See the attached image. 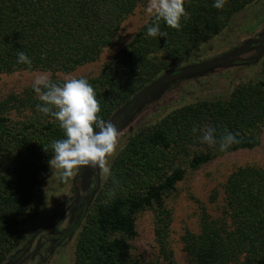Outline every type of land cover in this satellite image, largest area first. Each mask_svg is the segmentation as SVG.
Wrapping results in <instances>:
<instances>
[{
    "label": "trees",
    "instance_id": "trees-1",
    "mask_svg": "<svg viewBox=\"0 0 264 264\" xmlns=\"http://www.w3.org/2000/svg\"><path fill=\"white\" fill-rule=\"evenodd\" d=\"M139 1L0 0V72L68 71L95 60L103 48L117 41L121 22ZM253 1L226 0L222 9H216L214 0H185L186 16L179 30L151 15L98 75L86 78L100 104L98 115L117 127L137 102L138 93L164 72L176 73L178 66L194 60L197 48L222 32ZM156 23L166 38L147 35V28ZM262 42L247 47L255 51L251 56L264 49ZM18 51L29 57L30 66L17 62ZM260 62L257 79L236 85L226 96L182 105L153 124L123 133L102 200L95 203L85 224L80 227L82 211L71 225L78 232L73 264H131L128 249L137 234L136 214L148 207H155L157 241L164 256H170V211L164 207V196L183 178L185 167L195 169L220 153L252 149L259 143L264 128V57ZM237 63L248 62L231 64ZM161 93L158 89L151 94L147 104ZM37 105L42 101L34 89L0 100V264H9L27 246L30 238L17 249L19 226L53 155L52 142L64 138L59 122L38 111ZM13 109L35 115L14 121L8 116ZM205 126L215 128L216 145L202 142ZM226 132L236 135L238 142L220 151L219 139ZM89 171V166L83 167L80 190L84 181L89 182ZM224 193L222 215L211 218L204 213L199 232L183 234L188 264H264V169L237 167L229 174Z\"/></svg>",
    "mask_w": 264,
    "mask_h": 264
},
{
    "label": "rangeland",
    "instance_id": "rangeland-1",
    "mask_svg": "<svg viewBox=\"0 0 264 264\" xmlns=\"http://www.w3.org/2000/svg\"><path fill=\"white\" fill-rule=\"evenodd\" d=\"M147 3L148 0H140L136 4L121 22L117 41L103 48L95 60L85 62L68 71L19 69L0 72V100L26 89H34L33 82L37 74H47L50 79L63 82L69 76L95 77L100 73L103 65L108 63L118 50L132 39L139 27L151 16L146 12ZM261 37H264V0H255L237 13L222 32L201 44L193 55L194 60L183 66H178V69L219 58L234 49L239 53L238 56L251 57L255 52L253 48H246L240 52L243 43ZM263 57L264 55L256 61H247V64L230 63L219 66L204 75L184 77L165 85L159 99L144 104L138 112L129 115L128 124L119 131L118 145L114 156L122 147L125 139L123 133L128 128L136 129L153 124L174 109L202 98L226 96L236 85L257 79L261 69L260 60ZM165 73L167 72L158 78ZM35 96L39 95L35 92ZM32 115L35 113L30 110L14 109L8 114L14 121L29 120L32 119ZM114 156L109 157V163ZM246 165L264 169V128L258 145L252 149L220 153L195 169L185 167L183 178L165 194L164 207L170 211L167 244L171 254L168 258L164 256L157 241L155 207L145 208L136 214L137 234L129 240L130 263L169 264L171 260L174 264H188L182 240L183 234L186 231L199 232L201 216L204 213L211 218L222 215L225 206V182L233 170ZM89 168L90 174L87 175L89 182L85 183L84 181L80 192L82 202L74 212L81 214L84 211L80 227L86 223L95 203L102 200L101 192L108 178V176L101 175L99 168L92 166ZM76 170L72 177L64 178L62 170L51 169L48 165L39 178L31 203L19 226L17 249L22 248L36 230L49 225L50 222L58 218L63 208L74 198L76 192L72 180ZM84 175H82V170L79 171L76 177L77 185L82 183ZM72 212L58 225L51 228L48 233L42 231L41 243H38L37 246L33 243L32 252L20 264H73L78 232L75 234L76 231L71 230V225L74 222L71 219ZM51 244L52 248H44Z\"/></svg>",
    "mask_w": 264,
    "mask_h": 264
},
{
    "label": "clouds",
    "instance_id": "clouds-1",
    "mask_svg": "<svg viewBox=\"0 0 264 264\" xmlns=\"http://www.w3.org/2000/svg\"><path fill=\"white\" fill-rule=\"evenodd\" d=\"M185 0H148L146 12L157 21L163 20L169 27L179 30L181 18L186 16ZM226 0H214L213 7L222 9ZM150 37H167L156 23L147 28ZM18 63L31 65V60L18 51ZM34 91L42 105L38 111L55 118L64 132V138L51 144L53 155L49 160L51 169L62 170L64 178H70L80 166L99 168L101 175L111 176L109 157L117 150L119 131L111 122L103 120L95 90L83 77H66L62 84L51 81L47 74H37L33 82ZM193 131H197L194 127ZM215 128L205 126L202 142L210 147L217 144ZM236 135L226 132L219 139V150L225 151L237 143ZM47 151V148H45Z\"/></svg>",
    "mask_w": 264,
    "mask_h": 264
},
{
    "label": "water",
    "instance_id": "water-1",
    "mask_svg": "<svg viewBox=\"0 0 264 264\" xmlns=\"http://www.w3.org/2000/svg\"><path fill=\"white\" fill-rule=\"evenodd\" d=\"M258 41H263V39L257 38V39H252V40L246 41L245 44L242 46V49L240 52H242V50L246 49L252 43L256 44ZM234 54L237 56H234ZM231 55H233V56H231ZM238 55H239V53H237V51L234 49L233 51H230V52L226 53L224 56H221L219 58L211 59L208 61H204V62H200V63L181 67L176 73H171V72L165 73L162 77H160L157 80L150 83L140 93H138L135 96L134 101L136 100L137 102L125 113V115L122 117V119L118 123H116L118 131H120L123 127H125L128 124L129 115L136 113V111H139L142 108V106H144V104L147 103V100L149 99L150 95L153 94L158 89H161V91H162L163 87H165V85H168L169 83L177 81V80L182 79L184 77L193 76V74L198 73L200 71H203L206 69H214V68H217L219 66H224V65H227V64L239 61V60L256 61L264 55V49L261 52L257 53L256 55H253L251 57H241ZM82 167L83 166H80L76 170V173L73 177V185H74V188H75L77 193H76V197L71 202V204L74 201H76V199L79 196V189L75 183V180H76V175L78 174V172L81 170ZM63 214L57 220H55L52 224H50L49 226L42 227L41 229H38L37 231H35L33 236L31 237L30 242H29L28 246L26 247L24 253L31 246L35 236L38 233H40L41 231L47 230V229L53 227L55 224H57L58 221L62 218Z\"/></svg>",
    "mask_w": 264,
    "mask_h": 264
},
{
    "label": "flooded vegetation",
    "instance_id": "flooded-vegetation-1",
    "mask_svg": "<svg viewBox=\"0 0 264 264\" xmlns=\"http://www.w3.org/2000/svg\"><path fill=\"white\" fill-rule=\"evenodd\" d=\"M261 38H263L264 39V37H261ZM262 44H264V42H262ZM84 167V166H83ZM83 167L81 168V170L83 169ZM80 170V171H81ZM79 173V172H78ZM76 177H77V175H76ZM75 183H76V180H75ZM72 184H73V180H72ZM77 185V184H76ZM78 186V185H77ZM73 187H74V185H73ZM75 189V188H74ZM79 189V188H78ZM75 192H76V190H75ZM80 192H81V190L79 189V196H78V198L76 199V201H74L72 204H71V202L74 200V198L76 197V195L74 196V198L71 200V202L68 204V205H66L64 208H63V210H62V212H61V214L59 215V217L63 214V216H62V218L58 221V223L57 224H55L53 227H55L56 225H58L62 220H64L69 214L71 215V212L73 213V216H71V219H73V220H75V218H76V213H74L76 210H77V206H79V204L82 202V197H80ZM77 193V192H76ZM65 211V212H64ZM58 217V218H59ZM58 218H56L55 220H57ZM55 220H53L52 222H50V224H52ZM49 224V225H50ZM49 225H47V226H49ZM53 227H51V228H53ZM42 228V227H41ZM40 228V229H41ZM51 228H49V229H47V230H50ZM37 231V230H36ZM45 231V230H44ZM43 231V232H44ZM42 232V231H41ZM40 232V233H41ZM70 232H72L71 230H70ZM40 233H38L37 235H39ZM34 234V233H33ZM36 235V236H37ZM33 236V235H32ZM31 236V237H32ZM36 236H35V238H36ZM35 238H34V240H35ZM31 239V238H30ZM30 239H29V242H30ZM34 240H33V242H32V244H31V246L28 248V250L24 253V251H25V249H26V247L28 246V244H29V242H28V244H27V246L24 248V250L21 252V254L18 256V257H16L14 260H12L11 262H10V264H20V263H22L24 260H25V258L27 257V255H29L31 252H32V249H31V247H32V245H33V243L36 245V240H37V238H36V240H35V242H34Z\"/></svg>",
    "mask_w": 264,
    "mask_h": 264
}]
</instances>
